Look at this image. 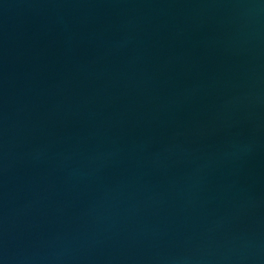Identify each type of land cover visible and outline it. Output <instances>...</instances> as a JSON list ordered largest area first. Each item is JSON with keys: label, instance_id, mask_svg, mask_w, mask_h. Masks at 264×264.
<instances>
[{"label": "water", "instance_id": "obj_1", "mask_svg": "<svg viewBox=\"0 0 264 264\" xmlns=\"http://www.w3.org/2000/svg\"><path fill=\"white\" fill-rule=\"evenodd\" d=\"M0 264H264V0H0Z\"/></svg>", "mask_w": 264, "mask_h": 264}]
</instances>
